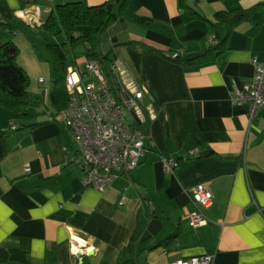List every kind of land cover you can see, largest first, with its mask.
I'll use <instances>...</instances> for the list:
<instances>
[{
    "label": "crops",
    "instance_id": "obj_1",
    "mask_svg": "<svg viewBox=\"0 0 264 264\" xmlns=\"http://www.w3.org/2000/svg\"><path fill=\"white\" fill-rule=\"evenodd\" d=\"M67 1L42 0L25 17L42 21L54 4ZM262 2H130L132 11L171 31L126 18L128 49L141 77L130 81L145 92L140 107L149 113L142 123L133 114L129 118L149 132V150L136 168L103 189L86 185V167L75 158L77 140L53 118L54 71L39 55L31 66L21 58L40 82L21 120L0 126L16 130H8L10 151L0 162V264H168L203 253L213 254V264H264V106L252 116L248 102L233 100L234 86L254 77L253 58L264 60V6L230 32L225 24L218 31L212 24L220 9ZM186 3L203 16H192ZM20 4L0 0V17H13ZM7 36L0 26V45ZM215 36H227L229 45L215 59L197 64L176 59L210 46ZM88 60L77 59L87 81ZM119 80L114 79L121 85ZM37 87L47 88L46 105ZM175 158L178 165L167 169ZM200 182L213 191L214 202L203 207L206 223L195 225L190 214ZM140 227L139 258L127 261L124 249ZM76 240L87 249L82 255L72 248Z\"/></svg>",
    "mask_w": 264,
    "mask_h": 264
},
{
    "label": "trees",
    "instance_id": "obj_2",
    "mask_svg": "<svg viewBox=\"0 0 264 264\" xmlns=\"http://www.w3.org/2000/svg\"><path fill=\"white\" fill-rule=\"evenodd\" d=\"M41 1L21 0L20 7L13 17L7 19L0 17V26L4 27L8 33L7 39L0 45V104L24 113L30 110L34 96L30 90L31 74L19 60L21 47L14 37L18 31L27 32L35 43L34 33H43L45 36L50 54L49 60L54 69V86L51 92L53 118H58V114L69 103L70 91L67 77L70 66L76 65L80 56L85 55L88 59L96 61L112 87L116 88L114 66L102 49V37L108 27L119 17L125 16L144 26L161 24L167 31H171L168 25L151 21L138 12L132 11L129 8L132 0H105L98 4H90L84 0L56 3L42 21H29L24 11ZM259 5L264 6V2L251 7L220 9L216 12V19L212 21V24L216 31L220 25L225 24L230 32L238 23L250 18ZM188 6L193 9L192 16L195 14L203 16L193 6ZM58 35H64L65 39L51 38ZM228 46L227 36L222 39L215 36V41L210 46L187 56L176 55V59L186 64L202 63L215 59ZM153 48L165 52L163 47L154 45ZM10 134V131L0 128V162L10 151ZM205 153L207 152H202V154ZM143 231V228H138L124 249L127 261L136 262L139 258L137 241Z\"/></svg>",
    "mask_w": 264,
    "mask_h": 264
},
{
    "label": "built area",
    "instance_id": "obj_3",
    "mask_svg": "<svg viewBox=\"0 0 264 264\" xmlns=\"http://www.w3.org/2000/svg\"><path fill=\"white\" fill-rule=\"evenodd\" d=\"M253 61L257 67L253 79L244 85L236 84L233 93L235 102L249 103L252 116L264 106V60L255 56ZM88 65L102 81L101 85L95 80H85L78 62L71 65L67 77L70 99L58 119L78 142L75 158L86 167L84 182L103 189L122 172L130 173L136 168L149 150V132L129 118L132 110L142 105L146 94L142 89L132 91L123 83L116 82L113 88L96 61L89 59ZM177 163L176 158L169 159L166 168L172 169ZM193 201L196 209L190 214L192 223H206L208 216L203 207L214 202V193L205 182L196 185ZM80 245L76 240L72 248L82 255L87 249ZM168 264H213V254L182 257Z\"/></svg>",
    "mask_w": 264,
    "mask_h": 264
},
{
    "label": "water",
    "instance_id": "obj_4",
    "mask_svg": "<svg viewBox=\"0 0 264 264\" xmlns=\"http://www.w3.org/2000/svg\"><path fill=\"white\" fill-rule=\"evenodd\" d=\"M218 35L220 36V33ZM129 41L130 33L128 30V22L125 16H121L105 31L102 37V49L113 63L116 79H120L119 81L127 85L128 88L132 91H136L139 89L138 85H136L134 81L131 82L130 80L136 75L138 77V81H140L141 77L134 60L131 58L130 51L128 49ZM43 95V100H46L47 88L43 89ZM150 107L154 112L153 107ZM132 113L139 123H142L143 118H147L149 115L147 110L142 107L134 108Z\"/></svg>",
    "mask_w": 264,
    "mask_h": 264
},
{
    "label": "rangeland",
    "instance_id": "obj_5",
    "mask_svg": "<svg viewBox=\"0 0 264 264\" xmlns=\"http://www.w3.org/2000/svg\"><path fill=\"white\" fill-rule=\"evenodd\" d=\"M37 36V43H35V41L33 40V38L30 37V35L25 32V31H18L14 37L16 38L17 41H19V43L21 44L20 47H21V52H20V55H22V57L19 58V60H25L26 62H28V64H34V61L35 59H33V56L34 55H39V57H43L45 59V61L48 62V64L50 65V73L53 69V66L52 64L50 63V54H49V50H48V47L46 45V40H45V36L43 33H34V36L36 38ZM20 38H23V41H20ZM52 39H57V40H64L65 39V36L64 35H58V36H51ZM24 57V58H23ZM24 64V62H23ZM26 64V63H25ZM25 66V65H24ZM33 66V65H32ZM26 67V66H25ZM83 67L85 68L86 71H88V76H87V79L89 80H95L97 82L98 85H101L102 81L100 80V78L90 70L89 68V65L86 63L83 64ZM37 72L33 71V74H31V78H33V76H35ZM40 76L39 77H34V79H32V85L30 86V90L31 92L34 91L33 87L34 86H39V80ZM51 83L53 84L52 80L53 78H51ZM38 83V84H37ZM45 88V87H44ZM40 89V87H37V94H40L43 98V89ZM53 88V86H52ZM35 91V92H36ZM47 96V95H46ZM50 98L52 100V96H51V93H50ZM49 98V100H50ZM43 100V99H42ZM44 104L46 105V100H43ZM50 106H52V101L49 102ZM21 115L22 112L20 111H17L13 108H10V107H7L3 104H0V126H4L6 123H10L12 124V122L14 121H20L21 119L19 117H22ZM11 127V125H10ZM4 128L6 130H10V131H16V130H12L11 128ZM78 143V142H77Z\"/></svg>",
    "mask_w": 264,
    "mask_h": 264
}]
</instances>
